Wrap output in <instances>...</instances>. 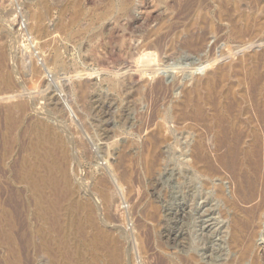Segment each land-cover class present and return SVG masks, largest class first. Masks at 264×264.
<instances>
[{
  "label": "rangeland",
  "instance_id": "obj_1",
  "mask_svg": "<svg viewBox=\"0 0 264 264\" xmlns=\"http://www.w3.org/2000/svg\"><path fill=\"white\" fill-rule=\"evenodd\" d=\"M82 1L85 2L80 4ZM124 6L127 10H124ZM39 15H42V20L45 19L46 22L43 20L42 27L38 24L35 27L34 18ZM194 23L196 26L194 36L206 35V41L189 48L185 44L184 29ZM253 40L264 42V0H0V51H4L6 55L5 71L11 79L15 77L13 82H16L14 89L6 92L0 80V264H96L90 243L93 229L87 228L90 232L87 235L86 231L87 236L84 237V233L82 236L80 229L76 228L81 213L78 208L75 209V205L78 207L77 202L82 197L89 198L98 209L97 218L100 216L98 218L100 226L109 230L119 227L129 231L126 232L131 235L130 244L127 242L128 246L124 243L126 251L130 253L127 254V259H132L129 264L135 262L162 264L163 256L167 257L171 264H182L192 255L201 254L208 257L211 253L208 250L212 246L216 252L219 251L222 244L218 241L210 244L206 236L207 218L205 220L201 215L195 214V209L200 208L204 201L199 198L201 184L198 180L189 182L193 178L190 174L186 176L188 172L185 169V163L188 161L184 158L187 151L184 147L192 138L190 120L186 123L191 106L186 93L177 88L184 86L192 91L194 88L190 85L192 82L198 79L207 80L213 69L227 63V60L234 61V64L240 63L239 56V59L245 58V52L248 55L257 48L249 47L242 42ZM148 52L152 53L151 58H147ZM215 61L218 64L214 63ZM213 63L215 66L211 69L210 64ZM248 64L250 66L244 71L236 69L230 72L228 83L237 91L235 98L252 94L249 106L260 113L264 111V60ZM256 66L259 68H255ZM253 70L258 73L256 76H250V71ZM43 77L47 84L42 83ZM59 95H62L61 98ZM195 96L205 99L208 91L202 87L197 93L194 92L193 97ZM19 102L24 103L27 113L18 116L13 112L11 119L15 118L16 124L11 127L7 110ZM253 122L256 125L255 121ZM161 124L170 131V140L161 148L163 164L161 163L160 174H162L160 177L158 175L159 184L156 192L161 194L162 199L157 200L152 196L155 189L146 172H143L144 162L141 159L148 152L144 146L147 137L162 126ZM43 127L51 129L54 136L58 135L68 140L67 147H70V150L67 157L70 155L72 158L73 155L74 158L69 157L68 162L65 160L63 163H57L59 158L61 159L59 162L64 159L62 154H59L62 150L56 148L52 156L61 157L58 159L55 157V160L47 163L51 160L49 159L45 161L46 164L45 162L41 164L37 155L42 156L45 153L42 151L35 154L31 149L35 143L34 135ZM252 127L253 125L250 126ZM106 143H110L111 146ZM112 151L120 156L119 163L135 165H131L132 168L136 167L132 174L133 190L129 188L130 183L121 184L123 189L120 188V184L117 186V176L112 173L110 165L114 162ZM129 151L130 153L133 151L134 156H129L131 155ZM35 159L39 163H35ZM53 161L57 170L50 165ZM181 166L184 170L180 168ZM23 169L25 173L28 171L32 173L23 174V178ZM58 169L60 172L67 171V176L70 175L68 179L72 183L70 186L73 191L70 197L78 200L67 198L68 194L63 191L60 182L58 183L61 189H57L58 192L54 190L53 180H61L59 178L61 173L60 175L57 173L58 178L54 175ZM39 170L43 175L45 172L49 174L48 177L44 176L47 179H41L43 177ZM38 172L41 176L37 174L35 177L34 173ZM177 173L182 177L180 183ZM29 175H34L35 179L33 176L28 177ZM50 175L55 176V179ZM102 178L117 186H114L113 190L114 202L113 206L110 205L111 211L110 207L106 211L103 200L92 193L94 187L98 189V183L103 180ZM29 179L31 181L34 179V182L31 184ZM38 180L44 182L41 181L40 184ZM46 180L53 181L51 182L53 185L49 186L50 181L46 184ZM35 182L40 184V190ZM187 182L189 183L186 184ZM227 182L224 184L228 188L230 185ZM190 183H195L198 195L193 199L188 198ZM33 184L36 185V191ZM230 187L228 192L232 190ZM129 189L132 195L127 194ZM212 192L214 193L213 189L209 190L211 195ZM37 197L41 199L37 200ZM211 198L206 208L213 211L211 219L219 225L223 220L218 210L220 204L216 200L213 201L214 196ZM38 201H41L40 204L43 202L41 204L43 207L39 208ZM154 201L160 204L165 201L163 207H170L173 210L176 207V210L181 209L183 205L192 202V205L188 206L194 210L191 217L189 214L187 219L178 218L179 220L164 212L160 218L161 222L156 223L153 231L154 227L146 222V213L143 212L148 210L149 204ZM115 203L118 204L115 206ZM53 204L56 207L51 208ZM139 204H146V208L145 205L140 207ZM214 208L216 209L213 210ZM108 217L116 221L112 222ZM143 224L147 229L143 230ZM115 225L117 228L112 229ZM167 228H170L172 233L176 232L178 238L186 237L183 239L185 242L180 238L173 243L162 240L160 232ZM180 228L186 231L185 236H179ZM136 238L141 239L136 242ZM139 240H142L144 245L140 244ZM140 245L144 250H148L146 256L140 252L142 250Z\"/></svg>",
  "mask_w": 264,
  "mask_h": 264
},
{
  "label": "bare ground",
  "instance_id": "obj_2",
  "mask_svg": "<svg viewBox=\"0 0 264 264\" xmlns=\"http://www.w3.org/2000/svg\"><path fill=\"white\" fill-rule=\"evenodd\" d=\"M83 2H85V1H82V3H80V4H83ZM124 10H127V8L125 7ZM42 18H43L42 15L41 16L39 15L36 18H34V20H36L35 21L36 24L34 23V26L38 24L40 27H42L41 23L43 20L45 21V19L42 20ZM186 27L187 28L184 29V31L186 32V40H185L186 46H188L189 48H192L194 46L203 44L206 41V35L203 37H199V36L195 37L194 36V31L196 30L195 23L190 24L189 27L188 26H186ZM36 29L38 30L39 27ZM47 29H48V27H47ZM28 30L29 29H27V31ZM39 34L40 33H38V35ZM46 36H48L47 33H46ZM37 37H39V36H37ZM38 40H39V38H38ZM41 41H44V40H41ZM242 43H244V44L246 43L249 47L256 46L257 48L253 52L249 50L252 53H250L248 55L245 52V54H246L245 58L241 57L242 59H239L240 58V56H239L238 60L240 61V63L237 62L238 64H234V61L228 62L227 59L230 57V54L228 53L229 57L228 58L226 57L227 63H224V64L222 63L221 65L216 67L215 70L213 69V72H211L208 75L207 80L198 79L196 82H192L190 84L191 86L194 87L192 89V91L190 89H188V88L186 89L184 86H180V85H179L180 87L177 88V90H180L181 92L183 91L186 93V96L189 98V103L191 106L188 119H186L187 120L186 123H188V121L190 120V125H191L190 129L192 130V132H191L192 138L190 139L189 144L186 147H184L185 151L187 150L186 155H185L186 157H184V158L185 159L187 158V161H188L187 163H185V165H186L185 169L188 172V174H186V176L190 174L191 177L193 178L192 180H189V182L190 181L192 182L193 180H198V182L201 184L200 186L202 188V191L199 194L200 195L199 198H200V200L202 199L204 201L201 203L200 208L195 209V212H196L195 214L201 215V217H203L205 220L207 218V220L205 221V232H206V236H208V238L210 240V244H215V242H217V241L222 244L220 250L217 252L214 250V248H213L214 246H212L211 249L208 248L209 249L208 252H211L208 257H205L204 255L202 256L201 254L200 255L197 254V255H192L191 257H189L188 261H187V259L186 260L184 259L185 260L184 262H186V264H264V231H263V229H264V157H263L264 156V136L262 137V135L264 134V111H261L260 113H258L259 111H257L256 109H253L252 106H249V102H250L249 98H251L252 94L247 95V96H243L241 98H235L237 91L234 90L233 86H230V83H228V77L230 76V72H232L236 69H241V71H244L245 69H247V66H250V64H248V63L252 64L254 62L257 63L258 61L264 60V49H262V48H264L262 46V45H264V42H263V40L262 41H254L253 40V41H244ZM239 45H242V44H239ZM248 46H246L245 48H247ZM240 47H242V46H240ZM45 48H46V46H45ZM238 50H236V51H238ZM247 50H248V48H247ZM245 51H246V49H245ZM3 52L4 51H2V52L0 51V80H1V84L4 85L5 90L7 92V91H11L12 89H14V84L16 82L15 83L13 82L15 77L13 79H11L8 72L5 71V64H6L5 62L7 60L5 57L6 55ZM148 53H149L148 54L149 57H147V58H151L153 56V55H151L152 53L151 54H150V52H148ZM150 55H151V57H150ZM43 56H44V54H43ZM232 56H234V55H232ZM56 58H58V57H56ZM43 59H44V57H43ZM226 60H225V62H226ZM56 61H58V60H56ZM8 62H9V60H8ZM45 62H47V61H45ZM214 63H217V61H215ZM214 63L210 64V68L215 66ZM35 66H34V68H35ZM57 67H58V65H57ZM61 67L60 68L63 69V66H61ZM255 68H259V67L256 66ZM156 70L157 69H155V71ZM148 71H149V69H148ZM152 71H154V70H152ZM155 71H154V73H156ZM201 71H203V70H201ZM39 72H36V73H39ZM56 74H57V72H56ZM257 74L258 73L255 72V70L250 71V76H256ZM89 75H90V73H89ZM32 76H34V75H32ZM150 77H152V76L150 75ZM41 81L43 84H47L44 77ZM39 83H40V81H39ZM202 87L207 89L208 96L205 99H203L199 96L193 97L194 92L197 93L199 91V89H201ZM61 96L62 95H59L60 98H61ZM6 98H9V97H6ZM60 98H58V100ZM11 99H13V98H11ZM26 99H27V97H26ZM12 102H14V101H12ZM29 103L30 102H28V104ZM34 104H35V102H34ZM25 108L26 107L24 106V103L21 104L20 102H19V104H15V105L9 107V110H7V117L10 121L11 127H14L16 124L15 118L11 119L13 112H16V114L18 116H23V114L25 115V113H27V111L25 112ZM252 118H253V121H255L256 125L252 121ZM191 122H192V124H191ZM42 124H43V122H42ZM251 125H253L252 128H250ZM52 132L53 131L51 129H49L48 127L47 128L43 127L41 129V131H38V133L35 132L36 133V134L34 133L35 134L34 135L35 141L33 140L35 143H34V145H32L31 150L33 151V153L36 152V153L40 154V152L42 153V151H43V153H45L46 157L44 154H42L43 157L41 155L40 156L37 155L38 161H40L41 164H43L45 161L51 159L49 162H47V163H50L52 161V159L55 160L54 159L55 157L58 159V157L61 154H62L61 156L64 157V158L62 157V159H64V160H62V162H59V160H61L59 158L57 160L58 161L57 163H63V161L65 162V160H66V162H68L69 157H70V155H69V157H67L69 150H70L69 149L70 147L69 148L67 147V141L68 140H64V139L60 138L58 135H57L58 137L54 136V134ZM55 132H57V131H55ZM189 132L190 131H188V133ZM186 136H188V135H186ZM61 137H63V136H61ZM169 138H170V131L168 130V128H165L164 125L157 128L155 132L149 134V136L147 137V143L144 146L148 149V152H147V154H145L144 158L141 159L144 162V164L142 165V167L144 169L143 172H146L148 179L150 178L149 180L152 183L151 185L154 186L153 189H155L154 191H152V196L157 200L162 199L161 194L156 192V188L158 187V184H159V177L162 174V173L160 174V172L162 170V164H163L162 163V159H163L162 156L163 155H162V151H161L163 149H161V148L163 147V145L168 143V140H170ZM185 141H187L186 138H185ZM185 141H184V143H186ZM100 142H101V140H100ZM108 144L110 145V143H108ZM30 147H31V145L29 146V148ZM187 147H188V149H186ZM56 148H58L59 151L62 150V153L59 152L60 155L58 157L57 156L53 157L52 155H54V153H55L53 151H55L54 149H56ZM111 150H113V149H111ZM133 151H132V153H130V151H129V153L131 154L129 156H134ZM52 152H53V154H52ZM57 154H58V152H57ZM113 155H114V159H113L114 162L112 164H110V165H112V167L111 166L110 167L113 169L112 173H114L115 176H117V186H119V184H120V188L123 189V187H121V184L127 183L126 185H128L130 183L131 185L129 184V188L131 189V187L133 186V183H134L132 181V180H134V179H132L133 178L132 174H133L134 168H136V167H134V168L131 167V165L133 163H119L120 156L114 152H113ZM30 156H32V155H30ZM115 156H119V157H115ZM28 158H26V159H28ZM72 158H74L73 155H72ZM38 161L36 160L35 163H37ZM108 162H110V161H108ZM116 162H118V163H116ZM54 163L55 162L53 161V163L50 165L52 167H54ZM45 164H46V162H45ZM45 164H44V166L46 167ZM37 165H39V164H37ZM44 166H43V168H44ZM49 166H48V168L51 167V166L50 167ZM133 166H135V165L133 164ZM136 166H137V164H136ZM38 167L41 168V166H38ZM142 167L140 166L141 169H142ZM28 168H31V167H28ZM180 168H182V166ZM45 169H47V168H45ZM59 169L57 172L55 171V174L54 173L53 174L57 175V173L58 174L61 173V177H59L60 174L57 175V177H56V178L59 177L61 180L55 179V176L53 177L52 175H50L53 177V179H55V180H53L54 186H55L54 190L58 192L57 189L60 190L61 189L60 186H62V189H64L63 191H65L66 195L68 194L67 195V198H68L71 195H73L72 194L73 191H72L71 186H70L72 183H71V181H69L70 175L67 176L66 170H64L66 172H63V171L60 172ZM63 169H64V167H63ZM26 170H29V169H25V171ZM31 170H32V168H31ZM54 170H57V168H55ZM23 172H24V169H23ZM30 172L32 173V171H28L27 173H25V172L22 173V175L23 174L28 175V173H30ZM33 172H37V171H33ZM45 173L43 175V173L41 172L42 176L39 174V172L34 173V174H36L35 177H37V174H39V176L43 177L41 179H44V178L47 179L46 177H48L49 174L47 175ZM51 174H52V172H51ZM24 175H23V178H24ZM45 175H47V176L44 177ZM158 175H159V177H158ZM31 176H33V178L35 179L34 175H29L28 177H31ZM31 179H29V181H30V183L31 182L33 183L34 179L32 181H31ZM177 179H178V183L182 182L181 174H178ZM25 180H26V178H25ZM39 180H40V178H39ZM39 180H38V183H40L42 181L41 180L39 182ZM50 180H52V178ZM49 181H47L46 184H48ZM53 181H50L49 186L53 185L51 183ZM186 181H188V180H186ZM225 181L226 182L228 181L229 185L231 186V187L230 186L229 187L232 188V190H229V192H228L229 187L227 188L226 185L224 184ZM27 182H28V179H27ZM42 182H44V181H42ZM58 182L61 183L60 186H59ZM189 182H187L186 184H188ZM40 184H42V183H40ZM40 184L36 183L38 189L40 187L39 186ZM196 184H198V183H196ZM215 184H217V185L215 186ZM36 185L33 184V188H35ZM114 186H115V184H114ZM114 186L111 183H109L106 180V178L103 179L102 181L100 180V182L98 183V189L93 186L94 189H93L92 193H94V195L100 197V199L103 200L104 207H105V209L107 208L106 211L109 210L108 209L109 207H110L109 211H111L110 205H112V202H114V194H113L114 193V191H113ZM117 186H115V187H117ZM186 186H188V185H186ZM191 186L188 187V196H189L188 198L193 199V198L198 197V195L195 191L196 190L195 189L196 188L195 183L191 184ZM52 188H53V186H52ZM183 188H186V187H183ZM38 189H37V194L39 193ZM125 189L127 190V188H125ZM130 189H129L130 192L127 191V194L128 193L131 194V192H132L131 190H133V189H131V190ZM212 189L214 190V193L212 192L213 194L211 195V193H209V190L211 191ZM34 190L36 191V188ZM65 193L63 192V194H65ZM40 195H42V194L40 193ZM212 196H214L213 201L215 202V200H216V202L220 204V205L218 204L220 206V208L218 207L219 208L218 210L220 211V213L222 215V217L220 216V218H223V220L219 225L215 224V221H213V219H211L212 218L211 215H212L213 211L206 208L209 204V199ZM40 199L38 198L37 200H40ZM71 199L73 200V198H71ZM71 199H70V201H71ZM211 199H213V198H211ZM74 200H78V199L76 198ZM41 201H38L39 208H40V206H42L41 204L43 203L42 202L40 204L39 202H41ZM115 202H116V200H115ZM163 203L160 204V202L154 201L151 204H149V209L148 210L146 209L145 212H143V213H146L145 218L147 217V221L146 220L145 221L148 223H151L152 227H154L153 231H155L156 223L161 222L160 218L164 212H166V213L168 212L169 215L174 216L173 217L174 219L175 218H177V219L178 218H181V219L186 218V217H188L189 214H190V217L192 216L191 213L194 209L192 210V208L190 209L191 206L190 207L188 206L192 202L188 203V205L187 204L183 205L181 207V209H177V210H176V208H177L176 206H175L176 207L175 210H173L170 207H167V208H169V209H167V208L163 207ZM198 203H200V202H198ZM72 204H75V202H72ZM116 204H118V203H115V206H116ZM77 205H78V207H76V205H75V209L78 208L77 210L80 211L82 217L81 216L79 217L80 214H79V211H77L76 213H78V217H79V224H78L79 227H78V225H76L77 226L76 228L80 229L82 236L84 233V237L89 235L90 229L88 232L87 228L90 227L94 231V233L91 234L92 236L90 235V243L93 247L94 252L90 251V253L91 252H92V254L94 253L93 256L95 258L96 264H129V261L132 259H127V254L129 252L126 251L125 246H124V243L127 245L129 243V240L131 239V235L128 234L129 231L126 230V231H128V232H126L125 230H122L119 227L117 228L116 225L112 228V229H114L115 227L117 228L114 230L105 229L104 226H100L101 225L100 219H98L100 216L97 218V215H98L97 210L98 209L92 204V202L89 198H86V197L83 198L82 197V199H80L79 202H77ZM139 205H140V207H143L145 205V208H146V204H144V205L139 204ZM179 206H181V205H179ZM50 207L54 208L56 206L54 205V206H50ZM50 207H46V208L50 209ZM192 207H194V205ZM113 209H114V207H113ZM115 209H117V208L115 207ZM215 209L216 208H214L213 210H215ZM52 211H53V209H52ZM214 213H216V212H214ZM109 214H111V213H109ZM111 215H110V217H111ZM74 216H75V213H74ZM110 217H108V219ZM114 217L116 218V216H114ZM143 217H144V215H143ZM201 217H199V218H201ZM76 219H77V217H76ZM110 219H112V218H110ZM70 221H72V219H70ZM74 221H76V220H74ZM113 221L114 220L112 219V222ZM115 221H116V219H115ZM202 223L204 224V220ZM70 227L72 229V225ZM144 229H147V226L143 224V230ZM169 229L167 228V229L162 230L160 232L159 236L161 237L162 240L163 239L166 240L167 243L168 242L173 243V242H177L178 240L182 239L180 237H179L180 239L178 238V235L176 234V232L172 233L173 231H170ZM86 231L88 232V234L86 233L87 235H85ZM185 232H186L185 230L181 229L178 232V234H179V236L180 235L185 236ZM82 236H81V239H82ZM136 236H138V235H136ZM184 238H186V237H184ZM138 239H141V238H136V240H137L136 242H138ZM139 241H141L140 244H142V240H139ZM207 241H208V239H207ZM260 241H261V244H259ZM90 243H88V244L90 245ZM129 244H128V246H129ZM142 245H144V242ZM148 245H149V243H148ZM183 245H185V244H183ZM47 248H49V247L47 246ZM47 248H46V250L48 251ZM141 248H142V246H141ZM131 249H128V250L131 251ZM44 250H45V248H44ZM50 250H51V247H50L49 251ZM145 250H144V248H142V250L140 252L143 253L142 255L145 254V256H146L148 254V252H147L148 250H146L147 253L145 252ZM149 251H151V250H149ZM85 252H87V251H85ZM163 253H164V255H167L165 252H163ZM202 254H204V253H202ZM65 255L66 254H64V256ZM69 255L72 256V254H69ZM129 255H130V253H129ZM205 255H208V254H205ZM57 257H58V255H57ZM91 257H92V255H91ZM65 258H66V256H65ZM162 258H163L162 264L163 263L164 264L165 263H168V264L172 263L171 261H169V259H167V257L164 258V256H163ZM162 258H161V260H162ZM161 260H160V263H161ZM179 260H180V258H179ZM181 260H183V259H181ZM207 260L209 262H207ZM82 262L85 263L86 261H82ZM130 262H132V261H130ZM144 263L147 264V262H144ZM131 264H133V263H131Z\"/></svg>",
  "mask_w": 264,
  "mask_h": 264
}]
</instances>
